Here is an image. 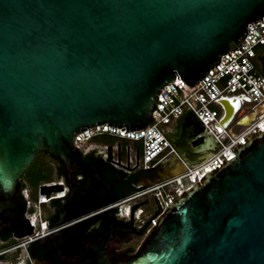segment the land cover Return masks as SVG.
<instances>
[{
  "label": "water",
  "instance_id": "obj_1",
  "mask_svg": "<svg viewBox=\"0 0 264 264\" xmlns=\"http://www.w3.org/2000/svg\"><path fill=\"white\" fill-rule=\"evenodd\" d=\"M263 15L264 0H0V214L13 212L14 237L34 231L18 216L16 191L37 154L86 176L57 224L115 203L103 173L82 163L74 136L102 124L141 130L167 83L180 76L195 85ZM222 101L226 122L233 109ZM166 137L175 154L161 179L200 164L215 146L190 110ZM234 153L167 207L132 254L101 253L117 228L111 212L96 245L81 241L89 220L52 238L86 264H264V130ZM107 154L110 162V146Z\"/></svg>",
  "mask_w": 264,
  "mask_h": 264
},
{
  "label": "built area",
  "instance_id": "obj_2",
  "mask_svg": "<svg viewBox=\"0 0 264 264\" xmlns=\"http://www.w3.org/2000/svg\"><path fill=\"white\" fill-rule=\"evenodd\" d=\"M255 21L247 24L243 42L236 49L227 51L228 54H222L219 62L211 67L195 85L190 86L180 76H176L174 80L167 83L157 94L151 112V121L141 130L129 131L102 124L82 130L74 136L73 141L78 150H88L97 146L92 145L95 137L102 134L113 135L126 141V144L123 147L122 156L118 153L117 145L111 146L112 166L123 170L128 165L149 169L166 157L175 154L166 133L186 110H190L203 126L205 134L211 137L215 144L211 155L194 167L185 166V170L175 176L158 180L137 193L72 219L62 226L79 222L97 212L133 201L142 194H151L156 204L155 208L160 207V212L155 216H149L146 234L155 226L158 217L167 207L199 183L206 173L215 167L218 168L219 164H222V159L226 161L232 159L235 156V149L250 135L264 130V75L256 71L258 57L261 55L256 52V48L264 46V15ZM220 100L233 109L231 117L226 122L222 120L224 110ZM247 114L253 115V118L247 124L240 123V119ZM100 148L103 158L107 160L108 145H102ZM65 193L66 191L62 189L39 195L35 206L38 209L39 205L50 200L62 199ZM24 197L27 206L33 207L29 197L26 194ZM132 204H128V209ZM44 224V222L40 224V233L34 230L31 235L20 238L8 251L23 248L43 236L46 230Z\"/></svg>",
  "mask_w": 264,
  "mask_h": 264
},
{
  "label": "flooded vegetation",
  "instance_id": "obj_3",
  "mask_svg": "<svg viewBox=\"0 0 264 264\" xmlns=\"http://www.w3.org/2000/svg\"><path fill=\"white\" fill-rule=\"evenodd\" d=\"M258 63H261L260 68L264 71V59L262 58ZM175 123L169 127L168 132L174 130ZM99 136L110 139L111 143L93 141L92 145H97L94 149L78 150L80 159L84 166L89 170L103 173L104 179L110 184V193L115 195L116 201L117 194H127L126 196L132 195L163 178L164 176L162 172L174 161V156L171 155L149 169H142L137 165H128L124 170L125 172H121V175L116 178L115 175L109 172L106 168L96 167L94 165V159L105 160L102 156V149L100 148L102 145H108L110 147L114 144L117 145L118 153L122 156V150L126 142L109 134H102ZM89 153H91L90 156H83L84 154ZM35 159H38L36 164L39 165V167L43 170L49 169L51 171V179L40 182L37 188H34V185L31 182L32 179L24 175L27 170L24 172L16 191V194L19 197H22V199L20 198V201L24 206L18 216L22 220H28L29 223L32 222L31 225L34 226V230L38 233L41 231L40 224L44 222V227L46 228L44 232L45 234L36 240L40 243L48 242L49 247L44 251L38 250L35 253L37 258L31 255L28 251L29 244L23 248L8 251V249L12 247L11 245L16 244L20 239L13 235V224L11 222L13 212L6 209L0 214V252L4 251L0 254V264H86L89 261L87 258L81 256L68 257L62 254L61 250L56 246L52 236L59 234L63 230H66L81 221L89 220V223L85 226L81 234V241L85 246L96 245L106 235L110 226V219L106 215L108 212L112 213L114 220L117 222V228L112 231L111 237L102 244L100 250L101 253H133L134 241L141 239V242L145 235L139 234L140 228L144 222L148 220L156 205L151 194H142L134 199V204L132 205H137L135 209H132V205L131 207L129 206V209L128 205L127 208L120 205L108 210L97 212L79 222L62 226L66 222L57 224L62 202L75 193L76 188L84 183L86 176L78 171H72L67 175L64 166L60 162L42 152L34 157L28 169L31 167ZM51 182H55V184H50ZM42 186H59V190L64 189L66 191L62 199L50 200L43 204L46 210L44 213H41L40 209H37L36 207L29 208L24 197L26 194L36 205L38 196L43 195V193H40L39 191ZM150 206L154 207L150 209ZM7 217L10 222L8 226H11V234L4 237L5 232L2 231L1 228L3 227V219H6ZM122 228H125V230ZM21 252H23V255H20Z\"/></svg>",
  "mask_w": 264,
  "mask_h": 264
},
{
  "label": "trees",
  "instance_id": "obj_4",
  "mask_svg": "<svg viewBox=\"0 0 264 264\" xmlns=\"http://www.w3.org/2000/svg\"><path fill=\"white\" fill-rule=\"evenodd\" d=\"M260 54L261 55L258 57V61L261 60L262 58L264 59V50ZM256 71H257V67H256ZM259 74L264 75V71L261 69V73H259ZM136 146H138L137 143H136ZM90 155H91V153L84 154L83 156L88 157ZM94 165L98 168H101V167L106 168L109 172L114 174L116 178H118L122 172L120 169H117L114 166H112L111 163L107 160H102V159L98 160L95 158L94 159ZM24 175L29 177L30 179H32L31 182L34 185V188H37V186L40 182L51 179V177H50L51 171L49 169L43 170L37 164L35 166H33V164H32L31 167L29 169H27V171L25 172ZM126 195L127 194H122V193L119 195L117 194V201L124 199L125 197H127ZM20 198L22 199V197H20ZM136 207H137V205H132V209H135ZM159 212H160V207H157V208L153 209L151 216H155ZM8 224H10V222H9V218L7 217L6 219H3V227L1 228L2 231L5 232L4 237H7L11 234V226L10 225L8 226ZM148 225H149V219L146 222H144V224L141 226L139 234H141V235L145 234L146 229L148 228ZM11 246H13V244ZM48 247H49L48 242H41L40 243L39 241L34 240V241L29 243L28 251L30 252L31 255H33L35 258H37L35 253L38 250L44 251ZM27 264H29V263H27Z\"/></svg>",
  "mask_w": 264,
  "mask_h": 264
},
{
  "label": "rangeland",
  "instance_id": "obj_5",
  "mask_svg": "<svg viewBox=\"0 0 264 264\" xmlns=\"http://www.w3.org/2000/svg\"><path fill=\"white\" fill-rule=\"evenodd\" d=\"M263 50H264V46H259V47L256 48V52H257V53H261ZM260 66H261V63H258V64H257V71H258L259 73H261V68H260ZM92 141H98V142H100V143H111V140H110V139H108V138H106V137H102V136L95 137ZM123 141H124V140H123ZM124 142H126V141H124ZM114 145H115V144H114ZM37 160H38V159H35V161H34V163H33V166L36 165ZM31 170H32V169H31ZM121 171H122V172H125L123 169H121ZM132 203H133V201H130V202L123 203L122 205L125 206V208H127V205H128V204H132ZM32 204H33V207H34V208H35V207L37 208V206H35V202H33ZM153 207H154V206H153ZM153 207L150 206L149 208L152 209ZM38 209H40L41 213L46 212V210H45V208H44V205H43V206H40V205H39V206H38ZM140 240H141V239H138V240L134 241L133 252L137 249L138 245L140 244ZM20 255H23V252H21Z\"/></svg>",
  "mask_w": 264,
  "mask_h": 264
},
{
  "label": "crops",
  "instance_id": "obj_6",
  "mask_svg": "<svg viewBox=\"0 0 264 264\" xmlns=\"http://www.w3.org/2000/svg\"><path fill=\"white\" fill-rule=\"evenodd\" d=\"M253 118V115H245L240 119V123L247 124L251 119Z\"/></svg>",
  "mask_w": 264,
  "mask_h": 264
}]
</instances>
